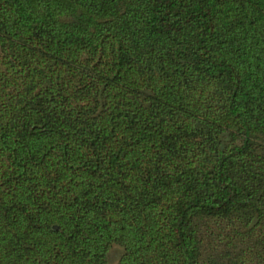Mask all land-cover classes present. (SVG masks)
<instances>
[{
    "label": "trees",
    "instance_id": "trees-1",
    "mask_svg": "<svg viewBox=\"0 0 264 264\" xmlns=\"http://www.w3.org/2000/svg\"><path fill=\"white\" fill-rule=\"evenodd\" d=\"M264 264V0H0V264Z\"/></svg>",
    "mask_w": 264,
    "mask_h": 264
},
{
    "label": "rangeland",
    "instance_id": "rangeland-1",
    "mask_svg": "<svg viewBox=\"0 0 264 264\" xmlns=\"http://www.w3.org/2000/svg\"><path fill=\"white\" fill-rule=\"evenodd\" d=\"M122 248L118 244H114L107 252L106 264H117Z\"/></svg>",
    "mask_w": 264,
    "mask_h": 264
}]
</instances>
